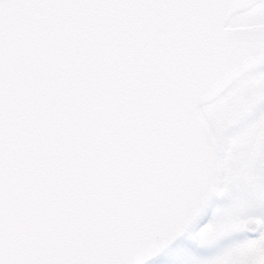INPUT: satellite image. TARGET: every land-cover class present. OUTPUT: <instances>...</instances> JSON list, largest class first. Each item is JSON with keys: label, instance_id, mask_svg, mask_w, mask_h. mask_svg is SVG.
Here are the masks:
<instances>
[{"label": "snow or ice", "instance_id": "6c2138e0", "mask_svg": "<svg viewBox=\"0 0 264 264\" xmlns=\"http://www.w3.org/2000/svg\"><path fill=\"white\" fill-rule=\"evenodd\" d=\"M181 237L264 264V0H0V264Z\"/></svg>", "mask_w": 264, "mask_h": 264}, {"label": "flooded vegetation", "instance_id": "af4514ba", "mask_svg": "<svg viewBox=\"0 0 264 264\" xmlns=\"http://www.w3.org/2000/svg\"><path fill=\"white\" fill-rule=\"evenodd\" d=\"M210 218V213L206 217V219L203 221V223H206L207 220ZM195 247L191 240L187 239L180 247H178L175 251H173L169 256H167L164 260H162L159 264H178L179 260L181 259V256L184 254L185 250H194L199 251L200 255H207L208 250H202V249H193Z\"/></svg>", "mask_w": 264, "mask_h": 264}, {"label": "water", "instance_id": "95a60500", "mask_svg": "<svg viewBox=\"0 0 264 264\" xmlns=\"http://www.w3.org/2000/svg\"><path fill=\"white\" fill-rule=\"evenodd\" d=\"M186 237H181L178 239L168 250H166L163 254L158 256L154 261H152V264H156L159 260L162 259L164 255H166L168 252H170L174 247H176L178 244H180Z\"/></svg>", "mask_w": 264, "mask_h": 264}, {"label": "rangeland", "instance_id": "374dc122", "mask_svg": "<svg viewBox=\"0 0 264 264\" xmlns=\"http://www.w3.org/2000/svg\"><path fill=\"white\" fill-rule=\"evenodd\" d=\"M193 249H196L195 247H193ZM197 250V249H196ZM216 249H212V250H208V254L207 255H210L212 252H214ZM194 251V250H193ZM200 254L199 251H196Z\"/></svg>", "mask_w": 264, "mask_h": 264}]
</instances>
